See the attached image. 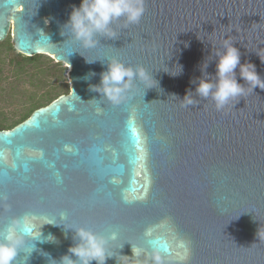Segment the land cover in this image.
<instances>
[{
    "label": "water",
    "instance_id": "95a60500",
    "mask_svg": "<svg viewBox=\"0 0 264 264\" xmlns=\"http://www.w3.org/2000/svg\"><path fill=\"white\" fill-rule=\"evenodd\" d=\"M80 2L0 0V40L12 19L19 53L53 55L70 65L67 94L0 129V229L13 218L34 216L116 231L109 250L118 259L106 264H118L119 252L132 257L131 244L155 245L170 256L174 228L191 240L189 264H264V90L246 87L244 96L217 111L210 97L196 95L193 83L206 60L215 77L213 51L224 35L235 40L241 63L255 64L264 78L256 54L264 56V0H145L138 24L116 22V38L98 37L90 49L61 35ZM80 53L99 60L86 63ZM111 57L143 65L158 88L145 92L136 80L119 105L93 99L101 94L89 86L99 84ZM177 63L179 75L163 70H178ZM236 74L245 84L239 68ZM190 89L197 104L182 107L179 99ZM61 213L66 221L58 219ZM33 228L39 231L22 225L25 238ZM41 231L56 239L37 241V249L55 259L73 243L62 225ZM16 264H47V258L21 251Z\"/></svg>",
    "mask_w": 264,
    "mask_h": 264
},
{
    "label": "clouds",
    "instance_id": "9594fccd",
    "mask_svg": "<svg viewBox=\"0 0 264 264\" xmlns=\"http://www.w3.org/2000/svg\"><path fill=\"white\" fill-rule=\"evenodd\" d=\"M144 12L145 0H81L79 6L72 7L68 20L61 26V35L70 34L69 39L78 42L84 49L94 48L99 43L98 37L116 38L117 33L113 27L116 22L124 21V27L138 24ZM234 41L229 35H224L219 48L213 51L217 57L214 78L206 71L208 66L206 60L201 65L202 76L198 78V81H193L196 84V95L205 100L210 97L217 111L223 110L230 101L244 96L246 87L251 91L257 87L264 90V78L257 73L255 64L241 63V52L234 45ZM256 54L264 62V56L260 52H256ZM84 58L86 63H94L99 60H89L86 56ZM101 62L103 63V61ZM176 66L178 70L175 71L164 68L163 70L176 76L183 71L182 65L177 63ZM237 68H239V77L245 81V84L238 82ZM85 79L88 77L86 76ZM136 80L144 83L145 92L147 89L159 86V82L154 78L152 72H149L143 65L133 67L126 65L116 57H111L107 59L106 69L100 73L99 84L89 87L91 91L101 94L100 99H93L107 100L113 105H119L128 99L129 90ZM71 91L78 96L73 88ZM171 96L176 97L175 94ZM179 100L182 102V107L195 105L198 101L194 98L191 89L186 92L183 99ZM58 219L66 221L67 214L61 213ZM28 220L27 216L13 218L5 228L0 229V264H16V257L21 251H26L28 258L34 251H40V254L47 258V264H93V261L95 264H106L109 258L115 257L116 261L118 259L117 255L109 250L110 242L118 239L116 231L104 234L83 225L76 226L46 220L39 226V231L33 228L29 238H25L21 227ZM45 224L62 225L65 238L68 237L69 230H71L73 243L59 259L37 249V241L45 243L54 242L56 239L51 233L47 236L43 235L41 229ZM169 231L171 233L170 256H162L159 248L155 245H152L148 250L133 246L131 243L132 257L122 255L120 252L119 256L132 260V264H189L192 254L191 240L179 234L174 228ZM29 239L31 243H29ZM123 247L124 244L119 249Z\"/></svg>",
    "mask_w": 264,
    "mask_h": 264
},
{
    "label": "rangeland",
    "instance_id": "374dc122",
    "mask_svg": "<svg viewBox=\"0 0 264 264\" xmlns=\"http://www.w3.org/2000/svg\"><path fill=\"white\" fill-rule=\"evenodd\" d=\"M8 42L12 44V34ZM18 53L15 65L0 68V124L4 129L21 120L33 104L55 93L64 94L66 85L70 88L68 64L47 54L32 61L22 56L19 60Z\"/></svg>",
    "mask_w": 264,
    "mask_h": 264
},
{
    "label": "flooded vegetation",
    "instance_id": "af4514ba",
    "mask_svg": "<svg viewBox=\"0 0 264 264\" xmlns=\"http://www.w3.org/2000/svg\"><path fill=\"white\" fill-rule=\"evenodd\" d=\"M11 30L12 19L9 20V26L4 38L0 40V68L6 67L8 65H15L17 61L18 52L15 47L11 44V42H8V39L11 35ZM28 218V222L36 226L38 230L39 226L44 223L43 221L39 220L38 218H35L34 216H29ZM45 226L46 224L42 226V229H44ZM128 260V258L122 257L118 264H124Z\"/></svg>",
    "mask_w": 264,
    "mask_h": 264
},
{
    "label": "trees",
    "instance_id": "16d2710c",
    "mask_svg": "<svg viewBox=\"0 0 264 264\" xmlns=\"http://www.w3.org/2000/svg\"><path fill=\"white\" fill-rule=\"evenodd\" d=\"M40 55H43V54H36V55H33V56H23L21 53H18L19 60H20V56H22V57H25V59H27L28 61H32L35 58H37L38 56H40ZM62 91L64 92V94H67L69 92V89H68L67 85L63 87V90ZM59 95H61V93H55L54 96L49 97L48 100H46L45 102H43V103H41V102L39 103L38 102V103L33 104L30 107V109L28 110L27 114L25 116H23L21 120H19L18 122H16V124L19 123V122H21L25 118H27L34 109L48 104L50 101H52L53 99H55ZM16 124H14V125H16ZM13 126L7 127V129H9V128L13 127ZM0 129H4L3 125H1V124H0Z\"/></svg>",
    "mask_w": 264,
    "mask_h": 264
},
{
    "label": "snow or ice",
    "instance_id": "6c2138e0",
    "mask_svg": "<svg viewBox=\"0 0 264 264\" xmlns=\"http://www.w3.org/2000/svg\"><path fill=\"white\" fill-rule=\"evenodd\" d=\"M137 199H142L143 198V196H139V197H136Z\"/></svg>",
    "mask_w": 264,
    "mask_h": 264
},
{
    "label": "bare ground",
    "instance_id": "6f19581e",
    "mask_svg": "<svg viewBox=\"0 0 264 264\" xmlns=\"http://www.w3.org/2000/svg\"><path fill=\"white\" fill-rule=\"evenodd\" d=\"M70 66V65H69Z\"/></svg>",
    "mask_w": 264,
    "mask_h": 264
}]
</instances>
